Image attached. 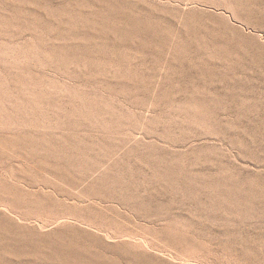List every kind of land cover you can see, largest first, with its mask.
Masks as SVG:
<instances>
[{
    "label": "rangeland",
    "instance_id": "rangeland-1",
    "mask_svg": "<svg viewBox=\"0 0 264 264\" xmlns=\"http://www.w3.org/2000/svg\"><path fill=\"white\" fill-rule=\"evenodd\" d=\"M0 264H264V0H0Z\"/></svg>",
    "mask_w": 264,
    "mask_h": 264
}]
</instances>
